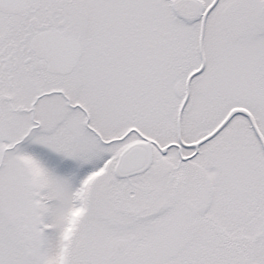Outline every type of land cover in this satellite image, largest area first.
Masks as SVG:
<instances>
[{"label": "snow or ice", "instance_id": "1", "mask_svg": "<svg viewBox=\"0 0 264 264\" xmlns=\"http://www.w3.org/2000/svg\"><path fill=\"white\" fill-rule=\"evenodd\" d=\"M0 264H264V0H0Z\"/></svg>", "mask_w": 264, "mask_h": 264}]
</instances>
